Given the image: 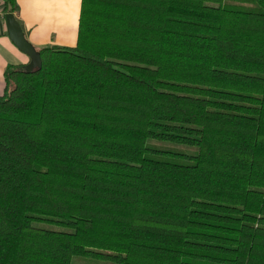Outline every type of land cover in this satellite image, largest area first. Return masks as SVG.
<instances>
[{
    "label": "trees",
    "instance_id": "16d2710c",
    "mask_svg": "<svg viewBox=\"0 0 264 264\" xmlns=\"http://www.w3.org/2000/svg\"><path fill=\"white\" fill-rule=\"evenodd\" d=\"M40 58L4 73L0 264H264V0H81Z\"/></svg>",
    "mask_w": 264,
    "mask_h": 264
},
{
    "label": "crops",
    "instance_id": "0c3cea01",
    "mask_svg": "<svg viewBox=\"0 0 264 264\" xmlns=\"http://www.w3.org/2000/svg\"><path fill=\"white\" fill-rule=\"evenodd\" d=\"M13 13L26 40L36 51L49 47L73 48L77 43L81 0H15ZM3 0H0V96L8 67H25L30 59L7 35Z\"/></svg>",
    "mask_w": 264,
    "mask_h": 264
},
{
    "label": "water",
    "instance_id": "95a60500",
    "mask_svg": "<svg viewBox=\"0 0 264 264\" xmlns=\"http://www.w3.org/2000/svg\"><path fill=\"white\" fill-rule=\"evenodd\" d=\"M4 21L7 29V35L11 42L19 51L27 55L30 59V62L25 66V72L40 69V52L36 51L35 48L26 40L24 33L14 15L12 13L5 14Z\"/></svg>",
    "mask_w": 264,
    "mask_h": 264
}]
</instances>
